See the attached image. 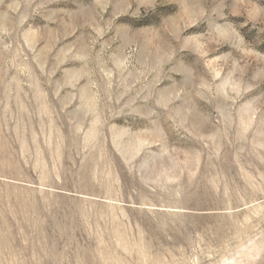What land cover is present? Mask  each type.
<instances>
[{
	"label": "rangeland",
	"instance_id": "374dc122",
	"mask_svg": "<svg viewBox=\"0 0 264 264\" xmlns=\"http://www.w3.org/2000/svg\"><path fill=\"white\" fill-rule=\"evenodd\" d=\"M0 264H264V0H0Z\"/></svg>",
	"mask_w": 264,
	"mask_h": 264
}]
</instances>
